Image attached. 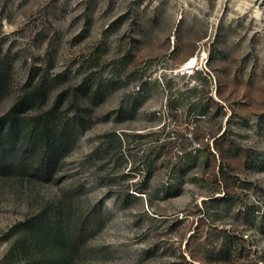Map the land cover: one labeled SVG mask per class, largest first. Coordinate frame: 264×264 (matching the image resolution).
<instances>
[{"label": "rangeland", "instance_id": "rangeland-1", "mask_svg": "<svg viewBox=\"0 0 264 264\" xmlns=\"http://www.w3.org/2000/svg\"><path fill=\"white\" fill-rule=\"evenodd\" d=\"M0 59V117L44 77L85 119L49 179L0 175V264L63 201L69 264H264V0H0Z\"/></svg>", "mask_w": 264, "mask_h": 264}, {"label": "trees", "instance_id": "trees-1", "mask_svg": "<svg viewBox=\"0 0 264 264\" xmlns=\"http://www.w3.org/2000/svg\"><path fill=\"white\" fill-rule=\"evenodd\" d=\"M10 75L11 67L0 59V104L11 94ZM33 81V77L27 80L12 107L0 117V175L38 174L49 179L57 168L59 155L67 153L75 144L74 131L85 125L83 109L77 104L75 124L63 121L64 94L58 95L51 107L45 109L51 87L44 77ZM78 91L75 98L88 96L86 89ZM100 96L98 88L90 100L98 104ZM118 141L121 146L122 141ZM64 213L63 201L56 209L42 208L33 217L11 226L3 234L8 245L5 262L69 264L72 250L81 243V233L79 229L70 231L63 227ZM228 254V250L221 252V259Z\"/></svg>", "mask_w": 264, "mask_h": 264}]
</instances>
